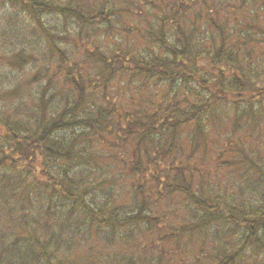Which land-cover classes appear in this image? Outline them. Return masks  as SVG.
Masks as SVG:
<instances>
[{
    "label": "trees",
    "instance_id": "16d2710c",
    "mask_svg": "<svg viewBox=\"0 0 264 264\" xmlns=\"http://www.w3.org/2000/svg\"><path fill=\"white\" fill-rule=\"evenodd\" d=\"M3 3L0 264H88L104 238L128 264H264V0ZM68 23L120 40L57 64L69 93L46 101L36 48L67 60ZM27 24L36 48L7 47Z\"/></svg>",
    "mask_w": 264,
    "mask_h": 264
},
{
    "label": "rangeland",
    "instance_id": "374dc122",
    "mask_svg": "<svg viewBox=\"0 0 264 264\" xmlns=\"http://www.w3.org/2000/svg\"><path fill=\"white\" fill-rule=\"evenodd\" d=\"M3 4H4L3 0H0V10ZM139 11H140L139 14L146 15L147 17L151 18L149 14L150 12L148 10L141 9ZM236 18L241 19V14H236ZM45 22L48 25V23L50 22V19ZM70 26L71 24L69 23L63 26L64 33L62 30H60L63 33V35L57 36L58 38L56 40V43L59 48L61 49L63 47L67 48L66 52L68 53L67 57H69L67 58L68 61L67 60L59 61L58 55L53 56L48 49L49 48L48 44L47 45L43 44V47L36 48L37 39L35 36L41 32L37 29V27L33 28L31 26H28V24L25 27V32L23 33L22 39L16 42L8 41L7 43V47H13L16 44L17 47H20L22 49H31V48L37 49L38 51L37 53H39L38 63L41 65V70L43 71V73L46 72V76H44L45 74H43V76L39 78V81L43 85V89H44V94H45L44 100L48 99L51 101L52 96L56 94L55 100L61 101V98L69 93V86L64 84L65 82L63 81V79L65 78V72L63 71L61 67L58 68L57 64H62L63 66H67L70 63L71 67H73L76 71H78L79 65H76L75 62L77 61V62L82 63V61L85 60L86 55L84 53L85 51L84 46L87 45L89 41L96 40L97 42H100V43H103V45H106V46H101V49L106 51L109 57H112V53L113 51L116 50V47L113 46L111 43L114 42V40H117V41L120 40V36H118L116 33H113V31L110 33V36L107 38L108 40L107 42L102 39V36L105 35L104 29H102L101 32L98 29H93L92 27L86 30H85V27L83 28L80 27L79 29L72 30ZM136 26H140V25L137 23ZM28 27L30 28L29 30H28ZM143 48L144 47H142V49ZM90 49L92 50L93 46H90ZM42 50H44V52ZM116 60L121 63L123 62L124 59L120 57V58H116ZM33 65L34 63L30 64L29 69H33ZM263 65H264V62L259 65L260 68ZM113 66H114L113 68L116 67L114 63H113ZM44 67H46L48 70L45 71ZM92 72H96V67H92ZM122 80L123 79H117L113 83L114 86L112 85L110 87L108 86L109 87L108 96L116 97L118 95V92H117L118 89L123 86ZM261 86H264V83H261ZM31 87L40 92V89L37 86L36 82L33 83ZM106 87L107 86H102L96 91L89 89L88 94L92 92L96 96H101L103 95L104 89H106ZM113 87H114V91L112 90ZM1 100L4 102V105L1 106L2 107L1 120L6 121L7 119L11 118L12 113L8 110V104L5 103L4 99L2 98ZM124 103H126V101H124ZM124 108H128V106H125ZM260 144H264V139L262 140ZM102 148H103L102 152L107 153V155H114L118 153L116 149H112V148L105 147V146H103ZM107 162L112 163L113 161L109 159L107 160ZM206 166L210 170H214L213 161L210 162V164H207ZM118 168L120 167L118 166ZM217 175L219 179L223 178L224 171L220 169ZM177 201L180 202L179 199ZM143 241L151 244L150 240L146 237L143 239ZM86 244L87 245L82 250L79 256L80 261L86 262L87 260H91V262H88V264H93L92 262H97L98 264H107V263L108 264H118V263L128 264V258L124 254H129L131 252L126 251V248L124 247L119 246L121 250L120 255L113 256L112 254L116 253L113 249L114 243L107 241L105 238L102 239L101 242L93 243L92 240H90ZM108 255H109V258L107 257Z\"/></svg>",
    "mask_w": 264,
    "mask_h": 264
}]
</instances>
